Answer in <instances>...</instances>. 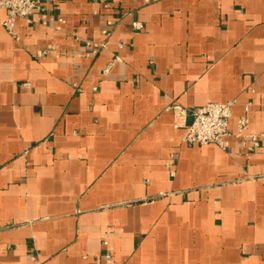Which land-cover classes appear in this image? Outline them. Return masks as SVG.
<instances>
[{
  "label": "crops",
  "instance_id": "crops-1",
  "mask_svg": "<svg viewBox=\"0 0 264 264\" xmlns=\"http://www.w3.org/2000/svg\"><path fill=\"white\" fill-rule=\"evenodd\" d=\"M7 19L0 264H264V0ZM230 102L224 147L182 143L189 112Z\"/></svg>",
  "mask_w": 264,
  "mask_h": 264
},
{
  "label": "built area",
  "instance_id": "built-area-1",
  "mask_svg": "<svg viewBox=\"0 0 264 264\" xmlns=\"http://www.w3.org/2000/svg\"><path fill=\"white\" fill-rule=\"evenodd\" d=\"M45 0H0V10L8 12L5 27L11 35H15L16 19H24L31 23V17L35 12L44 11ZM136 30H143V25L135 23ZM235 102L227 104L209 103L203 108L189 112L192 122L187 126V133L183 144L193 146H208L211 144L224 147V140L229 136V119L231 109ZM241 130L247 127V119L239 121ZM106 263L111 264L113 259L106 255Z\"/></svg>",
  "mask_w": 264,
  "mask_h": 264
},
{
  "label": "water",
  "instance_id": "water-1",
  "mask_svg": "<svg viewBox=\"0 0 264 264\" xmlns=\"http://www.w3.org/2000/svg\"><path fill=\"white\" fill-rule=\"evenodd\" d=\"M190 118H191V121H190L189 125H190V124H191V122H192V117L190 116Z\"/></svg>",
  "mask_w": 264,
  "mask_h": 264
}]
</instances>
